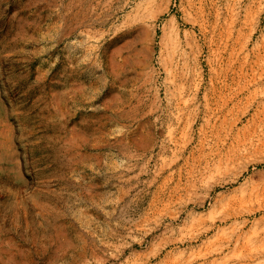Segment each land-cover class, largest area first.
<instances>
[{
  "label": "rangeland",
  "instance_id": "1",
  "mask_svg": "<svg viewBox=\"0 0 264 264\" xmlns=\"http://www.w3.org/2000/svg\"><path fill=\"white\" fill-rule=\"evenodd\" d=\"M0 264H264V0H0Z\"/></svg>",
  "mask_w": 264,
  "mask_h": 264
},
{
  "label": "bare ground",
  "instance_id": "2",
  "mask_svg": "<svg viewBox=\"0 0 264 264\" xmlns=\"http://www.w3.org/2000/svg\"><path fill=\"white\" fill-rule=\"evenodd\" d=\"M219 110V109H218ZM196 115V114H195ZM192 127V125L190 126V128ZM192 130V129H191ZM223 219H225V218H223ZM160 221V220H159Z\"/></svg>",
  "mask_w": 264,
  "mask_h": 264
}]
</instances>
